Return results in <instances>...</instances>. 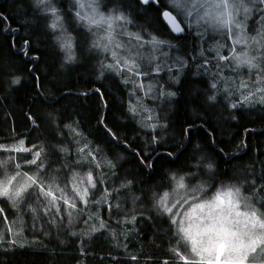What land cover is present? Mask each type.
Segmentation results:
<instances>
[{
  "label": "trees",
  "instance_id": "trees-1",
  "mask_svg": "<svg viewBox=\"0 0 264 264\" xmlns=\"http://www.w3.org/2000/svg\"><path fill=\"white\" fill-rule=\"evenodd\" d=\"M121 1L124 17L137 20L148 31L158 28L177 42L190 37L185 53L196 54L200 35L185 29L177 37L165 24L162 11L169 9L167 0ZM50 7L57 9L60 24L65 21L67 27L51 28ZM74 10L75 0H50V4L0 0V143L23 141L31 149L25 152L26 159L39 151L35 166L59 161L76 168L75 159L92 156V149L98 151L97 158H121L112 172L126 176L122 183L128 185L127 196H142L151 210H136L123 218L120 209L108 215L104 210L102 224L108 228L100 226L92 235H86L84 228L73 232L72 238H62L60 245L42 237L29 247L12 237L3 239L0 264H185L176 226L158 202L178 175L199 172L210 164L213 188L234 182L258 196L264 209V105L246 108L240 99L242 105L233 103L213 87L215 80L191 68L175 88V116L163 121L164 132L174 137L169 144H156L154 132L142 128L130 114L127 87L106 71L103 52L94 46L92 32ZM65 43L71 44L70 50L63 47ZM67 51L73 54L71 64ZM213 55L214 68L222 61ZM212 99L231 102L237 122L226 126ZM86 142L90 145L82 146ZM125 243L132 254L123 251Z\"/></svg>",
  "mask_w": 264,
  "mask_h": 264
},
{
  "label": "rangeland",
  "instance_id": "rangeland-1",
  "mask_svg": "<svg viewBox=\"0 0 264 264\" xmlns=\"http://www.w3.org/2000/svg\"><path fill=\"white\" fill-rule=\"evenodd\" d=\"M90 2L91 0H80L77 3V0H75V15L78 11L81 15H95L97 19L101 14L105 17L109 15H122L121 0H94V3H91V7H89ZM80 3L84 4L83 8L80 7ZM167 3L169 4V10L181 21L186 30L192 35L201 36L199 40L201 44L198 43L196 47L197 56H212V51L216 53V55H213V58L217 57L221 59V57H227V59H221L222 63L214 67L212 71H207L208 75L215 78L214 85H216L217 92L220 95L223 94L225 98L234 100L233 103H246V108H250L254 104L264 105V91H259V89H264V4L259 3V0H251L248 4L251 11L248 13L247 18L236 17V20L241 22L240 27H236L235 25L222 27L215 20H210V18V23L204 20L197 22L198 17L195 14L185 20L182 15L177 14V10L173 7L171 0H167ZM130 6L134 7V5ZM93 9H95V13H93ZM118 23L121 27L115 28L114 35H116V39L119 42L127 47L121 49L113 48L112 50L117 51L120 56H124L126 59H134L136 67L129 71L123 65V62L118 67H109V65H115L116 60L113 58L111 51L104 50L103 46L107 43L103 39L106 35V25H102L99 28L92 27L91 32L95 42H99L98 48L104 54L105 58H103V61L106 60L105 69L109 73L120 76L127 87L129 91V111L137 123L142 128L151 132H156L159 129L158 131L162 133L159 141H167V135L164 133L167 125H162L163 118L159 116L166 119L175 116L177 110L173 102V99L177 98L175 88L180 83L182 76L191 69L189 67L190 59L180 60L182 55L188 50L189 43L184 42V40L176 42L166 32L158 31V28L155 32L143 29V25L140 22L128 17L125 21ZM62 27H67L65 21H62ZM120 32L125 34L121 36L119 35ZM136 36L140 37V40H136L134 38ZM237 40L240 43H236ZM129 49L131 53L130 57ZM67 52V58L69 59V56H71V59L68 60V63L71 64V62H74L73 54L69 51ZM188 53L190 54L189 51ZM235 57L251 59L256 64V67L237 66ZM200 69L205 75L206 69ZM195 70L197 71V69ZM226 75L229 78L222 84V76L225 77ZM218 77L220 78L218 79ZM237 83H239V86L232 88ZM240 94H242V97L239 96ZM245 97H248V99L245 100ZM239 99L241 103H238ZM200 101V98H198L196 105L199 106ZM212 102L216 107V111L223 115L226 126L230 127L231 123L237 122V117L233 116L235 108L231 102L226 104L224 101H217L216 99H212ZM172 133H174V129ZM80 136L83 139L81 132ZM171 137H174V134ZM20 145L21 142L0 143V146L4 148H14ZM85 145L90 144L86 142L82 146ZM23 147L25 148L24 142ZM25 152L4 151L3 148H0V160H8L9 157H15L14 161L10 160L5 167L0 168V181L6 180L17 172L21 173L16 181L13 182L12 190H15L24 183L26 179L23 175L24 173H27L29 176H37L38 179H42L46 183L54 179L56 184L64 187L71 181L73 173L78 174L77 178L80 179L86 177L90 172L96 183V187L91 188L85 182L83 187H89L87 204H84L78 198L74 209L67 208L66 205L61 203L59 214H56L55 209H53L45 215L44 205L46 201H44L43 197L38 198L34 189L31 188L21 198L17 199L15 204L8 197L0 196V208L4 210L0 214V241L12 237L19 245L29 247L34 245L36 238L42 237L48 243L60 245L62 238H72L73 232L76 235V232L80 233L84 228L86 235L95 234L100 226L103 225L104 210L108 215L110 210L120 209L122 218L128 213L132 215L136 210L142 212H149L151 210L146 206L147 203L143 200L142 196L138 195L136 198L133 195L127 196L128 185L122 183L126 180V176H120L112 172L115 163L117 164L121 158L112 161L110 159L97 158V154L90 157L81 155L75 159L74 164L76 168L73 167V164L67 168L61 162L53 161L52 163L45 162L41 169V165L35 166V164L27 163L34 156L26 159L24 158L27 155ZM16 163L21 165L19 169L15 167ZM104 170H107V172L103 173ZM211 174L208 166H206L205 169L201 167L199 172L186 176L178 175L172 181L171 187L165 193H168L169 206L176 201H180L177 207L173 208L174 213L179 211L182 216L185 212H191L195 204L212 199L218 191L238 188L234 182H229L233 184L230 186L213 188L214 175ZM181 178H183L185 187L178 189L177 183ZM109 187H111L110 190ZM211 188L213 189L211 190ZM194 189H199V191L193 192ZM239 189L241 195L238 210L249 213L255 210L260 218L264 219V209L260 204L258 196L248 194L242 187H239ZM193 196H198V199H193ZM184 200L188 202L183 203ZM69 212L71 216L68 215ZM166 215L169 217L168 214ZM198 215H201V213L197 209L193 219ZM179 219L180 217H177V220ZM240 219L243 220V217H240ZM111 223V227H114L117 224V220ZM103 227L105 229L108 228L104 225ZM110 229L112 232V228ZM107 237L111 236L107 235ZM179 246L180 251L184 253L182 256L189 260L199 261L200 258L191 253L190 242L181 241L179 242ZM261 247H264V245ZM257 254H259V249L257 250ZM247 264H264V256H260L255 261L250 256Z\"/></svg>",
  "mask_w": 264,
  "mask_h": 264
},
{
  "label": "snow or ice",
  "instance_id": "snow-or-ice-1",
  "mask_svg": "<svg viewBox=\"0 0 264 264\" xmlns=\"http://www.w3.org/2000/svg\"><path fill=\"white\" fill-rule=\"evenodd\" d=\"M79 2L80 0H77V3ZM142 2L149 4L155 2V0H142ZM171 2L177 10V14L182 15L185 20L195 14L198 17L197 22L204 20L210 23V20H215L222 27H228L229 25L240 27L241 22L236 20V17L241 16L246 19L248 13L251 11L248 6L251 0H171ZM37 3L50 4V0H37ZM91 3H94V0H91L89 7H91ZM259 3L264 4V0H259ZM80 7L83 8L84 4L80 3ZM47 10L54 17L51 28L55 30L58 27H62L60 24L61 17L57 14V9L50 7ZM93 13H95V9H93ZM76 16L80 21L85 22L89 31H91L92 27L99 28L102 25H106V35L103 39L107 43L103 47L105 51H111L113 58L116 60V64L109 65V67H118L121 65V62H123V65L129 71L136 67L134 59H126L124 56H120L117 51L112 50L113 48L121 49L127 47L119 42L116 39V35H114L115 28L121 27L118 22L125 21L126 17L123 15H109L105 17L101 14L97 19L95 15H81L79 11L76 12ZM163 16L171 24L174 31L179 33L184 30L180 26V23L177 22L176 17L170 12H164ZM124 34L123 32L119 33L121 36ZM134 38L140 40L138 36ZM236 43H240V41L237 40ZM94 46L98 47L99 42ZM63 47L70 50L71 44L65 43ZM130 55L129 49V57ZM69 59H71V56H69ZM221 59H227V57H221ZM235 59L237 60V66L256 67V64L251 59H241L240 57H235ZM121 70L123 69L121 68ZM18 82V80L14 81V83ZM259 91H264V89H259ZM247 99L248 97H245V100ZM0 148H3L4 151H31V149L23 147V141H21L19 147L4 148L0 146ZM33 155L34 158L27 161V163H37L40 152L37 151ZM10 160L14 161L15 157H9L8 160H0V168L5 167ZM15 167L19 169L21 165L16 163ZM208 167L211 168L212 165L209 164ZM20 175L21 173L17 172L6 180L0 181V196L8 197L15 204L16 200L21 198L28 189H34L37 197H43L44 201H46L44 205L45 215L53 209H55L56 214H59L61 203L66 205L67 208L74 209L77 198L84 204H87L89 187H96V183L90 172L86 177L80 179L77 178L78 174L73 173L71 181L64 187L56 184L54 179L46 183L42 179H38L37 176H29L27 173H24L23 175L26 177L24 183L15 190H12L13 182ZM85 182L89 187H83ZM184 187L183 178H181L177 183V188L183 189ZM197 191L199 189L193 190V192ZM240 195L239 188L218 191L212 199L195 204L191 212H185L182 216L179 211L173 212V208H176L180 201H176L169 206L168 193H165L159 200V208L169 215L171 223L176 226L178 242H190L191 253L200 258L199 261H195L181 256V259L185 260V264H247L250 256L253 261L259 259L260 256H264V247H261L264 245V219H261L255 210L250 213L239 211ZM192 198L198 199V196H193ZM187 202V200L183 201V203ZM197 209L200 210L201 215L193 219ZM3 211L0 208V214ZM68 215L71 216V213L69 212ZM177 217H180V219L177 220ZM240 217H243V220ZM258 249L259 254H257Z\"/></svg>",
  "mask_w": 264,
  "mask_h": 264
},
{
  "label": "bare ground",
  "instance_id": "bare-ground-1",
  "mask_svg": "<svg viewBox=\"0 0 264 264\" xmlns=\"http://www.w3.org/2000/svg\"><path fill=\"white\" fill-rule=\"evenodd\" d=\"M144 29V28H143ZM167 38V37H166ZM189 39H190V37L189 38H187V39H185L184 40V42H187V41H189ZM177 42V41H176ZM186 58L187 59H190V64H189V67L190 68H193V69H200V68H205L206 69V73H205V76H207V77H211L213 80H215V78L213 77V76H210V75H208L207 74V71L208 70H211L212 71V69H213V66H212V56H209V55H207V56H203V55H201V56H197L195 53H184L183 55H182V57H181V61L182 60H186ZM201 70V69H200ZM120 77V76H119ZM220 77H218V79H219ZM227 78H229V76H225V77H223L222 76V79H221V83L223 84V82L224 81H227L226 79ZM242 82V81H241ZM220 83V84H221ZM224 86V85H223ZM239 86V83H237L234 87H232V88H236V87H238ZM226 87V86H225ZM231 88V89H232ZM128 95L129 94H127V97H128ZM170 100H172V99H170ZM173 102L175 103V99H173ZM127 106H128V109H129V105H128V98H127ZM175 106H176V104H175ZM159 117H161V118H163V121H166V118H164V117H162V116H159ZM163 126L165 125H167L166 124V122H163V124H162ZM167 127V126H166ZM159 130V129H158ZM156 131V132H154V134H155V136H153V141L157 144H169V138L171 137V136H169L168 135V133H166V132H164L166 135H167V138H168V140L167 141H159V138H160V135L162 134V133H160V131ZM98 153V151L97 152H92V156H94V155H96ZM90 157V156H89ZM104 159H108V157H105ZM111 160V159H110ZM107 172V170H104L103 171V173H106ZM108 176V175H107ZM106 176V177H107ZM122 249H123V251L125 252V253H128V254H132L131 253V250H130V244H128V243H125L123 246H122ZM114 255V254H113ZM116 257V256H115Z\"/></svg>",
  "mask_w": 264,
  "mask_h": 264
},
{
  "label": "water",
  "instance_id": "water-1",
  "mask_svg": "<svg viewBox=\"0 0 264 264\" xmlns=\"http://www.w3.org/2000/svg\"><path fill=\"white\" fill-rule=\"evenodd\" d=\"M139 1H141L142 2V0H139ZM156 1V0H155ZM170 12L173 16H175L173 13H172V11H170L169 9H164L163 11H162V17H163V20H164V22H165V24L167 25V27L170 29V31L172 32V34L173 35H175V36H177V37H180V36H183L184 34H185V27L183 26V24L181 23V21L176 17V20H177V22L178 23H180V26L184 29L182 32H176V31H174L173 29H172V27H171V24L167 21V20H165V18H164V16H163V13L164 12Z\"/></svg>",
  "mask_w": 264,
  "mask_h": 264
}]
</instances>
